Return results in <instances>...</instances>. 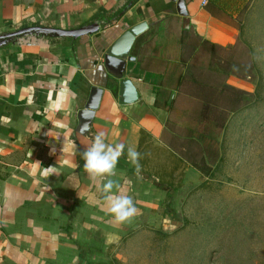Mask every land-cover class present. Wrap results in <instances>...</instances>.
<instances>
[{"label":"crops","instance_id":"crops-1","mask_svg":"<svg viewBox=\"0 0 264 264\" xmlns=\"http://www.w3.org/2000/svg\"><path fill=\"white\" fill-rule=\"evenodd\" d=\"M249 1L184 0L181 16L171 0H0V36L29 27L99 25L76 39L31 35V43L0 47V264H105L88 249L117 250L128 234L151 230L154 209L168 196L162 188L170 184L163 181L168 170L176 184L196 188L208 180L186 143L202 147V137L224 132L233 91L240 111L247 104L241 89L219 84L232 80L235 64L250 69L239 43ZM142 24L122 64L106 65L111 45ZM124 79L136 89L134 103L119 102ZM92 87L102 96L81 134L77 112ZM207 99L222 109L204 133ZM99 132L108 143L125 145L111 179L139 209L131 223H114L102 181L83 167L82 153ZM128 147L141 154L140 177L127 160ZM168 161L172 169L163 167ZM50 166L53 175L44 171Z\"/></svg>","mask_w":264,"mask_h":264},{"label":"rangeland","instance_id":"rangeland-1","mask_svg":"<svg viewBox=\"0 0 264 264\" xmlns=\"http://www.w3.org/2000/svg\"><path fill=\"white\" fill-rule=\"evenodd\" d=\"M240 20L239 43L248 50L250 69L235 64L232 80L224 77L219 85L228 81L241 89L247 104L229 109L223 133L201 141L211 148L210 158L196 139L186 143L208 180L196 188L176 184L168 170L163 181L170 184L162 187L168 196L154 209L151 230L128 234L117 250L88 249L105 264H264V0H250ZM30 37L16 42L31 43Z\"/></svg>","mask_w":264,"mask_h":264},{"label":"water","instance_id":"water-1","mask_svg":"<svg viewBox=\"0 0 264 264\" xmlns=\"http://www.w3.org/2000/svg\"><path fill=\"white\" fill-rule=\"evenodd\" d=\"M176 2V10L179 15L186 16V9L184 0H171ZM145 25H138L131 28L129 31L125 32L122 36L119 37L108 49L106 65L111 67H118L122 64V60L127 58L129 49L134 41L135 36L143 31ZM99 30V25L97 23H92L91 25L83 26L74 30H60L52 28H41V27H29L21 29L17 32L11 34H5L0 36V47H4L10 43L16 42V40L21 37L28 35L33 36H55L58 38H71L76 39L81 36L88 34H93ZM22 43V42H21ZM129 60H131L129 58ZM102 96V89L92 87L89 91L88 99L84 108L77 112V128L76 131L79 133H85L89 130V127L92 123L94 113L98 108L100 99ZM119 102L121 104H131L137 100V92L132 83L124 79L119 82Z\"/></svg>","mask_w":264,"mask_h":264},{"label":"clouds","instance_id":"clouds-1","mask_svg":"<svg viewBox=\"0 0 264 264\" xmlns=\"http://www.w3.org/2000/svg\"><path fill=\"white\" fill-rule=\"evenodd\" d=\"M124 154L125 145L108 143L103 132L96 133L90 146L82 153L85 171L93 179L102 181L101 191L104 193L107 210L117 225L131 223L139 213L133 197L120 194L119 184L111 179L116 175L117 164ZM140 159L141 154L135 148H127V160L134 166L138 177L141 173ZM44 171L53 175L56 167L50 166Z\"/></svg>","mask_w":264,"mask_h":264},{"label":"trees","instance_id":"trees-1","mask_svg":"<svg viewBox=\"0 0 264 264\" xmlns=\"http://www.w3.org/2000/svg\"><path fill=\"white\" fill-rule=\"evenodd\" d=\"M233 92H235V91H233ZM209 98L211 99V95H209ZM238 98L236 97V95L232 98V104H231V110L232 109H237L238 108V104H237V100ZM212 100V99H211ZM211 100H206V101H204V105H203V109H204V114H203V116H202V119H203V121L205 120V122H203L202 123V125H203V127L205 128V130H204V133H209V131L211 130V127H215V125L213 124L215 121H213V120H211V117H215L216 116V118H217V115H216V108H217V110L219 111L220 110V106L218 105V104H215V103H212L211 102ZM222 109V108H221ZM215 118V119H216ZM212 125V126H211ZM222 126L220 125L219 126V130H220V128H221ZM203 133V134H204ZM206 137H202L201 138V141H203V139H205ZM207 142V141H206ZM205 142V143H206ZM211 149V148H210ZM210 149H207V145H205V144H203L202 145V150L204 151L205 150V155H206V157H208V158H210L209 156H207L211 151H210ZM186 157H188L187 155H185ZM207 158V159H208Z\"/></svg>","mask_w":264,"mask_h":264},{"label":"bare ground","instance_id":"bare-ground-1","mask_svg":"<svg viewBox=\"0 0 264 264\" xmlns=\"http://www.w3.org/2000/svg\"><path fill=\"white\" fill-rule=\"evenodd\" d=\"M22 43L24 42V43H27V42H25V41H21Z\"/></svg>","mask_w":264,"mask_h":264}]
</instances>
